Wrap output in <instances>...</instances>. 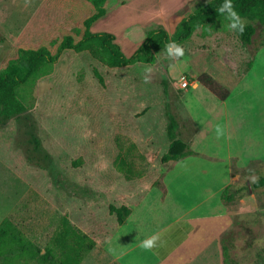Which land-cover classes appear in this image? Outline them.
Listing matches in <instances>:
<instances>
[{"label": "rangeland", "instance_id": "rangeland-1", "mask_svg": "<svg viewBox=\"0 0 264 264\" xmlns=\"http://www.w3.org/2000/svg\"><path fill=\"white\" fill-rule=\"evenodd\" d=\"M127 1L117 16L108 11L110 26L99 28L101 18L90 30L113 31L129 56L119 32L139 15L127 10L135 0ZM68 4L0 0V68L16 45L51 47L65 33L77 35L80 22L68 16ZM90 6L85 0V11ZM229 23L223 17L198 27L178 45L183 56L172 58L162 52L149 64L113 69L86 51L65 50L50 72L36 80L32 107L0 120V222L10 219L44 248L62 215L89 231L90 208L103 205L106 210L108 204L122 202L110 199L119 194L138 203L135 221L144 216L159 220L167 180L176 184L180 202L205 209L207 218L194 223V230L173 234L176 242L190 235L183 251L179 248L171 259L145 264H222L221 244L229 256L225 264H264V188L252 187L257 174L247 173L249 160L264 159V44L259 46L254 34L252 42L243 45ZM130 28L131 37L141 32L137 25ZM93 67L103 84L93 75ZM202 73L229 90L225 100L197 80ZM183 80L190 83L185 88L180 87ZM163 81L168 84L166 96ZM167 101L178 135L194 154L162 163L160 155L168 144ZM119 151L142 173L140 177L126 179L114 167ZM229 173L230 182L247 184L248 191L223 207L216 186L227 182ZM102 196L108 199L102 201ZM103 214L100 210L91 217ZM109 223L113 226L115 218ZM102 254L92 247L79 264L108 263Z\"/></svg>", "mask_w": 264, "mask_h": 264}, {"label": "trees", "instance_id": "trees-1", "mask_svg": "<svg viewBox=\"0 0 264 264\" xmlns=\"http://www.w3.org/2000/svg\"><path fill=\"white\" fill-rule=\"evenodd\" d=\"M68 1V16L80 22L78 30H75L77 35L71 32L65 33L51 47L19 44L5 57V65L0 68V120L18 117L32 107V91L36 80L50 72L53 64L65 50L70 49L76 53L86 51L97 58L101 64L113 69L136 63L149 64L153 63L159 54L166 52L167 45H180L198 27L214 23L217 19L227 15L220 10L226 0L200 2L191 13L178 22L172 34H169L162 26L152 28L147 31L146 36L133 53L126 56L112 33L90 30L91 23L105 13L106 0H90L89 12L85 11V0ZM230 2L232 9L244 22L242 33L234 30L241 43L250 44L253 35L257 34L259 46L263 45L264 0H230ZM92 73L98 82L103 84V77L97 68L93 67ZM197 80L220 100L228 97L229 90L215 85L209 75L202 73ZM163 93L165 96L168 95L166 81H163ZM165 115V135L168 144L166 150L160 155V161L162 163L178 161L187 155L194 154L188 142L178 135L177 120L170 101L165 104ZM113 164L126 179L142 175L140 171L135 170L131 160L122 151L117 153ZM249 172L257 174L251 186L264 188V162L261 159L249 160L247 173ZM112 191H106L105 194ZM163 191L165 192L164 186ZM247 191V184L229 182L221 190L219 198L226 204L243 197ZM103 197L107 198L102 196V201L105 199ZM110 199L115 200L116 203L122 202L110 203L106 210L103 205L100 208H90L91 211L87 217L91 234L89 231L76 227L68 215L64 214L60 217L54 235L44 248H39L10 219L3 218L0 222V264H29L30 261H35L37 264H79L83 254L96 243H104L117 228L126 222L127 217L138 204L124 198L122 194ZM100 210L104 213L101 218L91 217V215H98ZM110 218H115L113 226L109 223ZM222 256L225 264L229 256L223 245Z\"/></svg>", "mask_w": 264, "mask_h": 264}, {"label": "crops", "instance_id": "crops-1", "mask_svg": "<svg viewBox=\"0 0 264 264\" xmlns=\"http://www.w3.org/2000/svg\"><path fill=\"white\" fill-rule=\"evenodd\" d=\"M110 1L111 0L105 1V13L101 17L95 19L91 23L90 28L101 18L104 19V22H101L99 28H101V26L102 28L110 26L109 20L105 18L108 11L114 10L115 16H117L126 0H112V3H110ZM204 1L208 0H135L131 5L127 6V10L131 15L138 14L139 16L130 23L123 24L120 28L121 33L119 32V34L121 35L119 36L124 39L123 48H126V50L132 54L138 44L144 39L146 31H148L150 27L155 28L157 26H162L168 33L172 34L178 22L191 13L200 2ZM140 14H143L145 19H142ZM114 19H117V22H121L118 17ZM114 22L116 23L115 20ZM133 25H137L141 32H139V35L131 37V35H134V30L131 31L132 28H130L133 27ZM112 32L113 31H109V33ZM112 34L114 35V33ZM114 37L117 43L116 35H114ZM117 44L121 48V45L119 43ZM121 50L123 49L121 48ZM261 160L264 162L263 158H261ZM231 178L232 176L229 173L227 176V180H229L216 186L217 194L220 193L226 183L231 181ZM163 183L165 189L164 208L159 220H145L144 216L143 219L135 221L136 212L134 209L127 217L126 222L117 228L104 243H96L95 246H93V249L100 250L101 253H103V258L109 260L106 264H145V260L159 261L161 259L166 261L168 258L171 259L177 255L179 248L180 251H183L184 245L191 238L189 234H186L182 241L176 242L173 238V234H184L187 229L194 230V223L207 218L205 209L199 208L194 210L192 209L194 205L180 202L177 190L175 189V187H177L176 184L167 180ZM153 236H155L156 239L152 248L143 249L140 247L141 241ZM196 240L201 239L197 237ZM221 258L222 264H224L222 244Z\"/></svg>", "mask_w": 264, "mask_h": 264}, {"label": "clouds", "instance_id": "clouds-1", "mask_svg": "<svg viewBox=\"0 0 264 264\" xmlns=\"http://www.w3.org/2000/svg\"><path fill=\"white\" fill-rule=\"evenodd\" d=\"M220 10L227 14L226 18L230 21L228 26L231 30H235L238 33H242L244 31V22L239 17V15L232 9L230 0H226L225 4L221 7ZM166 52L167 55L172 58H177L183 56L184 54L183 48L174 44L167 45ZM145 81L147 82V77H145ZM155 239V236L144 239L143 241H141L140 247L143 249L152 248L154 246Z\"/></svg>", "mask_w": 264, "mask_h": 264}, {"label": "built area", "instance_id": "built-area-1", "mask_svg": "<svg viewBox=\"0 0 264 264\" xmlns=\"http://www.w3.org/2000/svg\"><path fill=\"white\" fill-rule=\"evenodd\" d=\"M188 84H190L187 80L181 81L180 87L185 88Z\"/></svg>", "mask_w": 264, "mask_h": 264}]
</instances>
